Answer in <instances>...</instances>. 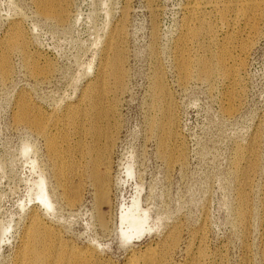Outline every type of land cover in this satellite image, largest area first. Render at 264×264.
I'll use <instances>...</instances> for the list:
<instances>
[{
  "label": "rangeland",
  "instance_id": "1",
  "mask_svg": "<svg viewBox=\"0 0 264 264\" xmlns=\"http://www.w3.org/2000/svg\"><path fill=\"white\" fill-rule=\"evenodd\" d=\"M65 1L58 22L36 0H0V264L28 260L32 216L49 230L43 264H127L148 248L159 264H264V0ZM96 100L99 113L85 117ZM73 109L79 128L110 137L98 142H109L103 203L90 178L74 176L63 194L56 177L63 140L83 138ZM135 198L150 228L125 240L118 214Z\"/></svg>",
  "mask_w": 264,
  "mask_h": 264
},
{
  "label": "bare ground",
  "instance_id": "2",
  "mask_svg": "<svg viewBox=\"0 0 264 264\" xmlns=\"http://www.w3.org/2000/svg\"><path fill=\"white\" fill-rule=\"evenodd\" d=\"M65 3H66L65 0H36V5H37L38 12L40 14H42L45 18L50 19V20L53 19V20L58 21V22L64 21L66 15L68 13V11L66 10V4ZM193 33H197V30L193 31ZM11 41L14 44L21 45L22 47L24 46L23 45V42L21 41V34H20V32H17V34L15 33V36L11 39ZM114 44H115V42L113 40H110L109 43H107V49L110 51L112 49V47L114 46ZM22 51H25V50H22ZM226 59L227 58L224 55L223 58H222V62L223 63H226ZM117 61H118V59H116L114 57V59L112 58L109 62H108V60H106V62H105L106 66L108 65L109 66V69L113 73L118 68V63L119 62L117 63ZM200 63L202 65L203 71L204 72L206 71V74L211 71V69L209 67H207L208 65H206L207 63L203 59H200ZM177 64H178V70H179L180 74L183 75V76H185L187 74V69H188L187 60L183 56H181L180 59L177 61ZM206 74H204V75H206ZM7 75H8V66H7L6 58L4 56H0V76H1V78H5ZM158 88H160V90H162V87H161L160 84H158ZM100 91L101 90L97 91L96 93H100ZM90 93L91 92H89V94ZM93 93H95V92H93ZM92 94H90V95H92ZM100 98L102 100V97H99V99ZM98 100H96L95 102H93L89 106V110L86 111V114L84 113V116L85 115L89 116L91 114H93V116H96V114L99 113V109H98L99 108V103H98ZM100 103H101V101H100ZM23 104L21 102V105L22 106H23ZM27 107H28V104H27ZM27 107H26V109L30 108V106L28 108ZM21 111H23V110H21ZM79 111H77V109H73V110H71L69 112V120L70 121H73V122H71V125L73 123L75 124V122L77 123L76 120H78L77 119L78 118V115L81 114ZM105 111H106V109H105ZM26 112H25V108H24V111L22 113L24 118H26L25 116H27V115H25ZM18 115H19V112H18ZM35 115H34V117H35ZM82 115H81V117H82ZM29 117H32V116H29ZM81 117H79V118H81ZM89 117L91 118V116H89ZM47 118H49V117H47ZM93 118H95V117H93ZM98 118H100V117H98ZM21 119H23V118H21ZM104 119L106 120L107 118H104ZM83 120H85L84 117H83ZM23 121H25V120H23ZM27 122L28 123H31L33 126H36V128L39 129V133L45 135V137H46V134L45 133L47 132L46 131V128H48V127H46V125H44L43 122L41 123L40 121L31 120V119L30 120H27ZM80 122H78V123H80ZM89 122H90V119H89ZM100 122H102V121H100ZM78 123H77V128H76L78 134L76 133V135H80L81 134V136L83 138L80 137V138L76 139L74 145L70 144V142L68 141V139H67V141L63 140L64 142H67V145H65L66 147L65 148L63 147V150H62L63 153L60 154V155H62L61 158H63L62 159L63 162L65 163V165L63 166L64 168L62 169V170H64V172L62 170H60L59 174H57V175L55 174V175H56L57 178H61L60 174L61 175H65V176H63L65 178V183H63L64 185H63V187H61V189L64 188V189H62L63 190V194H64V191H66V189L69 190L70 184H68V183H71L72 182V178L74 176H76L79 180L81 178H83V177L90 178L89 180H91V182L93 183V186L95 187V190H96L95 191L96 192L95 194H96V198L98 200V201L96 200L97 204H98V202L99 203H101V202L103 203L104 201H106L107 194H108L107 191H108V187H109L107 185L108 182L106 180V177H107V164L106 163H107V161L109 159L108 158V153H107L108 152V149H109L108 148L109 142H107V139H105L106 142L103 145L104 148L102 150H101L102 146L100 147L98 145V142H100V140H101L100 138L102 136H103V138L104 137L105 138H110V137H107L108 134L101 129L103 127H101V128H96V127L92 128L91 126H86V128L89 127L88 130H90V128H92V130H94V133L91 134V132H90L91 130L90 131H87V130H84V128H79L80 126L78 127ZM83 123L84 122H82V124ZM94 123H92V124H94ZM96 125H97V123H96ZM98 126H100V125H98ZM83 127H85L84 124H83ZM73 128H75V126ZM104 129H105V126H104ZM69 131H70V129H69ZM72 131H73V129H72ZM105 131H107V129ZM75 132H74V134H75ZM87 135H89V136L91 135V138H92V141H93L92 142L93 144L91 143L92 145H90L87 141H85V137ZM48 138H50V137H48ZM51 140L52 139H47V142H46V143H48V146H47L48 147V150L50 152H53L54 154L57 155L59 153V150L61 148L58 149V146L55 144V142L53 140L52 141ZM102 143H104V141ZM164 144H165L164 139H161L160 140V146H161V148L163 150V153H165V151H164L165 145ZM73 151H75V154H73ZM174 159L175 158L172 156L171 153H168L167 154L166 161H167L168 164H171L174 161ZM56 165H57V161H56ZM127 173L128 174L132 173L131 168L128 167V166H127ZM57 180H59V179H57ZM61 184H59V185H61ZM59 185H57V186L60 187ZM44 187H45V185H43V182L40 180L39 181V187H38L39 188L38 190H40V191L39 192L37 191L38 194H37L36 197L40 200V202H42V204H44L46 207L50 208L52 204L50 203L49 195L46 193ZM242 195H243V193H242ZM239 196H240V194H239ZM96 198H94V199H96ZM244 198L245 197L239 198L240 199L239 200L240 201L239 204H241V202H243L242 199H244ZM138 205H139L138 198H135L132 201L131 205H129V206L127 205V207L124 208L123 210L121 209V211L119 212L120 214H118V216H119L118 218H119V222H120V227H121L120 232H121V235H122L123 239H125V240L126 239L127 240L131 239V237H133V235L139 236L140 234H143L142 232H144V230H146V229L148 230V228H150L147 225V215H146V213L144 211H142V213H141L139 211ZM242 206H244V205H241L240 206V209H239L238 212H240V214H239L240 216L244 217L245 212L242 209L243 208ZM121 208H123V207H121ZM32 215H35V214L33 213ZM31 218L32 219L30 221L31 222L30 223V233H31V240H32V242H31V245H30V249H28V260H24V257H22L23 259L21 258L22 259L21 260V264H29L30 262H33L34 264H43L44 261L41 260V255H40V251H39V244L40 243L48 242V241L45 240V237L49 234V230H47L48 228H46V227L43 226V223L40 221L39 218H37L35 216H32ZM100 220H99L100 223L105 222V221H100ZM119 222H118V224H119ZM47 237L50 238V236H47ZM145 251L146 252L143 253V256H142L141 260H139V259L136 260L135 259L136 261L129 262L127 264H159L158 263V258H157V253H156L155 250L148 248ZM90 260H89V257L86 256L83 264H90V262H91ZM76 264H78V263H76Z\"/></svg>",
  "mask_w": 264,
  "mask_h": 264
}]
</instances>
